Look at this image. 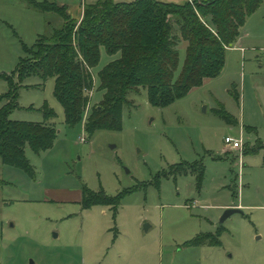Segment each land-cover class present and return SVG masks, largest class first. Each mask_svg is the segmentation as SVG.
<instances>
[{
	"label": "rangeland",
	"instance_id": "obj_1",
	"mask_svg": "<svg viewBox=\"0 0 264 264\" xmlns=\"http://www.w3.org/2000/svg\"><path fill=\"white\" fill-rule=\"evenodd\" d=\"M44 1L66 6L73 17L80 16L82 4L95 2L0 0V76L15 80L25 50L62 25L57 15L30 5ZM118 57L100 50L91 106L102 99L98 72ZM184 61L179 48L175 79ZM241 74L238 54L226 52L224 68L211 83L165 108L151 106L144 90L131 94L121 130L90 138L85 118L67 127L52 79L25 78L9 119L53 123L56 139L38 155L25 148L32 178L0 162V264H264V118L257 109L249 114L246 108L244 115L241 98H233V90L240 94ZM8 90L0 78V108ZM45 106L55 114L48 122ZM221 108L239 125L220 118ZM226 137L241 140L242 151H225ZM189 165L203 169L200 185L199 170L179 173ZM83 188L112 199L119 195L120 202L84 209ZM230 208L241 213L220 224ZM205 234L220 245H189Z\"/></svg>",
	"mask_w": 264,
	"mask_h": 264
},
{
	"label": "trees",
	"instance_id": "obj_2",
	"mask_svg": "<svg viewBox=\"0 0 264 264\" xmlns=\"http://www.w3.org/2000/svg\"><path fill=\"white\" fill-rule=\"evenodd\" d=\"M261 4L262 0H189L183 4L95 0L82 4L77 18L56 2H30L39 12L57 15L62 25L25 50L26 57L16 66L15 80L0 76L9 85L8 92L1 97L6 101L0 108L1 164L20 169L32 178L34 171L26 159L25 148L38 155L50 150L56 139L53 123L9 119L18 108V89L25 78L36 76L54 81L53 95L63 108L67 127L73 128L85 118L83 130L89 138L99 131H120L123 110L133 103L129 95L136 96L144 90L151 106L165 108L200 88L205 81L217 78L224 68L227 49L237 41L247 18ZM183 43L185 61L175 79L179 47ZM101 49L110 57H119L98 72L102 99L91 106L92 71L99 64ZM42 113L47 122L55 118L46 106ZM217 115L228 125H236L222 108ZM187 169L199 170L200 185L203 169L189 165L179 173L186 174ZM94 194L82 189V208L107 206L119 199V195L112 199L103 193ZM119 202L120 199L116 205ZM211 236H197L189 245H220L218 239L208 240Z\"/></svg>",
	"mask_w": 264,
	"mask_h": 264
},
{
	"label": "crops",
	"instance_id": "obj_3",
	"mask_svg": "<svg viewBox=\"0 0 264 264\" xmlns=\"http://www.w3.org/2000/svg\"><path fill=\"white\" fill-rule=\"evenodd\" d=\"M185 47L186 44L183 43L179 48L185 50ZM226 52L238 54L242 68L240 94H236L233 90V98L236 97L237 102L241 98L244 115L246 108L249 114L257 109L264 118V0H262L261 6L247 18L240 30L239 38ZM211 82L208 80L204 83ZM236 125H239L238 121H236ZM241 126L244 128V124ZM225 151H228L226 147Z\"/></svg>",
	"mask_w": 264,
	"mask_h": 264
},
{
	"label": "built area",
	"instance_id": "obj_4",
	"mask_svg": "<svg viewBox=\"0 0 264 264\" xmlns=\"http://www.w3.org/2000/svg\"><path fill=\"white\" fill-rule=\"evenodd\" d=\"M224 145L226 149L235 151V152H241L242 151V142L239 139L226 137L224 139Z\"/></svg>",
	"mask_w": 264,
	"mask_h": 264
},
{
	"label": "water",
	"instance_id": "obj_5",
	"mask_svg": "<svg viewBox=\"0 0 264 264\" xmlns=\"http://www.w3.org/2000/svg\"><path fill=\"white\" fill-rule=\"evenodd\" d=\"M241 211L238 208H230L227 209L226 211H224L223 215L220 218V224H222L227 218H229L230 216H232L233 214H240ZM147 229V226H144V230Z\"/></svg>",
	"mask_w": 264,
	"mask_h": 264
}]
</instances>
